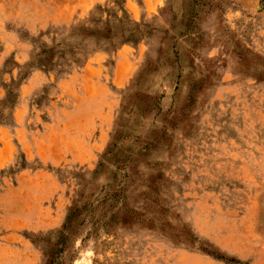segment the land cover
<instances>
[{
	"label": "rangeland",
	"instance_id": "rangeland-1",
	"mask_svg": "<svg viewBox=\"0 0 264 264\" xmlns=\"http://www.w3.org/2000/svg\"><path fill=\"white\" fill-rule=\"evenodd\" d=\"M0 264H264V0H0Z\"/></svg>",
	"mask_w": 264,
	"mask_h": 264
}]
</instances>
